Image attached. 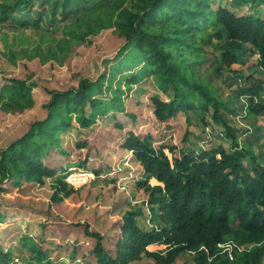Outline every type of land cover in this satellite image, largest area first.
Segmentation results:
<instances>
[{"label": "trees", "instance_id": "16d2710c", "mask_svg": "<svg viewBox=\"0 0 264 264\" xmlns=\"http://www.w3.org/2000/svg\"><path fill=\"white\" fill-rule=\"evenodd\" d=\"M35 1L0 4L1 23H11L22 15L21 25L31 21L33 26L29 27L40 28L43 13L32 10L30 14ZM40 1L41 6L49 7L51 25H64V34L55 45L25 50L23 58L58 63L62 57L71 58L78 47L91 45L104 29L113 30L124 43L115 58L106 61L115 64L97 80L83 78L78 88L48 90L50 100L44 105L47 117L33 122L26 134L0 152V195L7 190L5 182L10 187L34 188L44 187L52 179V201L61 203L70 198L77 189L58 175L64 168L50 163L52 150L61 149V134L77 125L84 130L92 128L122 94V78L129 86L153 78L168 97L163 100L155 95L150 99L158 122L169 123L184 114L191 126L196 117L203 123L210 118L225 144L201 151L186 147L179 155L178 147H171L169 157L166 146L155 147L151 133L130 131L122 146L141 168L137 189L148 194L146 204L156 227L150 232L142 228L140 209L124 210L118 233L110 237L92 230L89 223H79L81 243L86 240L91 245L82 256L83 264H130L143 255L157 264H174L183 253L193 254V264H264V145L255 151L252 137L241 139L242 131L222 116L231 111V98L224 100L211 80L196 71L201 58L211 51L219 73H231L227 79H241L246 85L241 87L248 96L246 118L264 117V18L252 13L264 8V0H231V9L216 8L212 0ZM75 8L87 12L78 21L68 22ZM246 55L258 56L256 72L251 75L232 69L236 64L245 65ZM258 72L262 78L256 77ZM35 87L26 80L6 78L0 89V109L9 113L32 109ZM104 91H111L113 99L106 100ZM255 131L258 144L264 139V130L258 127ZM94 173L100 175V171ZM6 219V212L0 211V227ZM37 225L34 236L26 240L44 243L51 226L42 221ZM75 243L80 244V240ZM152 244L164 245L166 254L150 252ZM71 253L75 262L80 249L73 248ZM33 258L40 264H53L41 247ZM11 262L0 248V264Z\"/></svg>", "mask_w": 264, "mask_h": 264}, {"label": "rangeland", "instance_id": "374dc122", "mask_svg": "<svg viewBox=\"0 0 264 264\" xmlns=\"http://www.w3.org/2000/svg\"><path fill=\"white\" fill-rule=\"evenodd\" d=\"M19 1L21 0H0V4L14 5ZM230 1L212 0L211 4L216 8L221 6L231 9ZM31 8V15L32 10H39L41 15L43 13V19L38 24L40 28L29 27L33 26L29 20L28 24L21 25L24 19L22 15H18L11 23L0 21V89L6 78H17L36 84L33 89L32 109H18L12 113L0 109V152L26 134L33 122L47 117L44 105L50 100L48 90L65 91L78 88L83 78L97 80L108 66L111 68L115 64H106V61L115 58L124 43L113 30L104 29L92 39L91 45L78 47L71 58L62 57L58 63H42L38 58L27 60L23 58L25 50L55 45L64 34L63 24L51 25L53 17L48 5L41 6V1L36 0ZM26 12L23 11L22 14ZM86 12L87 10L81 12L79 8H75L69 13L68 22L78 21ZM245 12L250 11L245 8ZM12 13L17 14L16 11ZM252 13L264 18V8L259 12L253 10ZM2 16L0 10V20ZM207 34L211 35L212 32ZM205 48L207 51L211 50L210 47ZM211 55L209 51L207 56L201 58L196 71L211 80L224 100L231 98V111H225L222 116L242 131V140H246L245 136L252 137L251 143L256 144L253 149L258 151V147L264 145V139L257 144L253 135L258 127L264 130V117L259 116L252 120L246 118L248 96L241 91V87L246 85L241 79H227L226 76L231 73H219L218 64ZM244 58L248 59L245 65L236 64L232 69L240 70L246 75L256 72L254 66L258 56L249 58L246 55ZM256 77L262 78L261 73H256ZM253 83L254 81L249 82L247 86ZM126 84V78H122L120 87L123 92L116 97L114 103L109 104L104 118L101 116L92 128L86 130L78 125L77 128L70 127L61 134V149L52 150L50 163L64 168L58 175L64 176L70 186L77 189L70 198L61 203L52 201V179L47 180L44 187L34 188H15L10 187L7 182L4 183L6 185L3 187L7 190L0 195L3 199H0V211L6 212L7 219L0 227V248L9 255L11 264H40L33 258L40 247L48 251V258L53 264H83L82 256L87 255L91 245L86 240L81 243L82 228L78 224L89 223L92 230L110 237L116 231L118 233L122 212L127 209L143 211L144 217H139L138 222L145 230L150 232L156 227L146 204L148 194L137 189L136 181L141 168L133 154L122 146L130 131L139 135L151 133L156 140L155 147L166 146L165 151L169 157H172L169 152L171 147H178L179 155L186 147L201 151L225 144L222 133L216 131L210 118L207 123H203L196 117L191 126H188L184 114L169 123L158 122L150 109V99L155 95L163 100H168V97L159 91L153 78H144L131 86ZM111 91H104L103 94L108 101L113 99ZM131 115H135L136 119ZM80 162L85 163L84 167L75 166L66 170L68 166ZM95 171H100V175L94 173ZM40 221L51 226L45 242L26 240L34 236L33 231L39 229L37 224ZM77 229L79 234L76 233ZM77 240H80V244L75 243ZM73 248L80 249V257L75 262L71 260ZM252 248L248 247L249 250ZM148 250L166 254V247L162 244H152ZM228 250H231V246H228ZM130 264L157 263L143 255L140 260ZM174 264H193V254H181Z\"/></svg>", "mask_w": 264, "mask_h": 264}]
</instances>
